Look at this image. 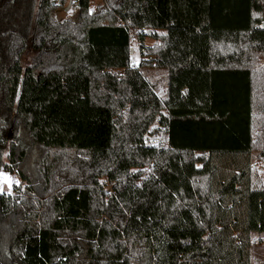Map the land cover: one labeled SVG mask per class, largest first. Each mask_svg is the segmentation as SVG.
<instances>
[{
  "label": "trees",
  "instance_id": "trees-1",
  "mask_svg": "<svg viewBox=\"0 0 264 264\" xmlns=\"http://www.w3.org/2000/svg\"><path fill=\"white\" fill-rule=\"evenodd\" d=\"M89 8L0 0V166L22 182L0 196V264H252L264 0ZM153 126L167 147L145 146Z\"/></svg>",
  "mask_w": 264,
  "mask_h": 264
},
{
  "label": "rangeland",
  "instance_id": "rangeland-1",
  "mask_svg": "<svg viewBox=\"0 0 264 264\" xmlns=\"http://www.w3.org/2000/svg\"><path fill=\"white\" fill-rule=\"evenodd\" d=\"M69 3L66 5L65 8L59 9L55 13L54 17L57 21H63V20H65L69 17H72L74 15L75 10L73 7H71L68 11L66 10ZM102 4H103V0H97L96 3H91L90 8H89L90 12L97 11L98 8L100 7V5H102ZM153 43H154L153 40H147L146 41V45H148V46L153 45ZM132 49H133V54H132L131 63H132V65L137 66V65H139L140 60H141V54L139 51V46H138L137 41H133ZM27 63H28V60L26 59V61H24V65H27ZM145 75L148 79H152L153 76L155 75V72H154V70H152V71L148 70L145 72ZM157 129H158V126H153L150 130V133L148 135H146L145 140L147 138H149V137L151 138L153 135H155L158 131ZM3 162H4L3 165L0 166V196L1 195H13L15 189L21 187L22 182L16 175L11 174V173H9L3 169L4 164L8 163L7 156L4 157ZM151 167L152 166L142 168V169H134V170H132V172L133 173L141 172L142 173L141 177L147 178L149 176V174L151 173V170H152ZM4 176H7L10 178V180H11L10 186L8 184L4 183V180H3ZM252 248H253L252 264H264V234L256 235L254 237L253 242H252Z\"/></svg>",
  "mask_w": 264,
  "mask_h": 264
},
{
  "label": "built area",
  "instance_id": "built-area-1",
  "mask_svg": "<svg viewBox=\"0 0 264 264\" xmlns=\"http://www.w3.org/2000/svg\"><path fill=\"white\" fill-rule=\"evenodd\" d=\"M62 2H63V0H55V3H57V4H62ZM96 2H97V0H90V4L91 3H96ZM147 32L148 31L146 29H138V30L132 29L131 30L132 40L133 41H137L141 56L146 53V50L143 49V48H141V46H140L141 43L139 41V34H146ZM132 68L136 69L137 66L136 65H132ZM144 144H145L146 147H149V148H157L159 145H162L164 147H167L168 146V142L163 137V135H159L157 133L155 135H153L151 138L150 137L147 138L144 141ZM258 166L259 165H258V162L257 161H254L252 163V168H257ZM198 167H201V165H198Z\"/></svg>",
  "mask_w": 264,
  "mask_h": 264
},
{
  "label": "snow or ice",
  "instance_id": "snow-or-ice-1",
  "mask_svg": "<svg viewBox=\"0 0 264 264\" xmlns=\"http://www.w3.org/2000/svg\"><path fill=\"white\" fill-rule=\"evenodd\" d=\"M3 180H4V183H5V184H8L9 186L11 185V180H10L9 177L4 176V177H3Z\"/></svg>",
  "mask_w": 264,
  "mask_h": 264
},
{
  "label": "water",
  "instance_id": "water-1",
  "mask_svg": "<svg viewBox=\"0 0 264 264\" xmlns=\"http://www.w3.org/2000/svg\"><path fill=\"white\" fill-rule=\"evenodd\" d=\"M72 7V1L69 3L68 7H67V11ZM132 53H133V50H132Z\"/></svg>",
  "mask_w": 264,
  "mask_h": 264
}]
</instances>
